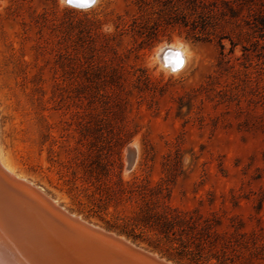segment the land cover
I'll return each instance as SVG.
<instances>
[{
	"label": "rangeland",
	"instance_id": "obj_1",
	"mask_svg": "<svg viewBox=\"0 0 264 264\" xmlns=\"http://www.w3.org/2000/svg\"><path fill=\"white\" fill-rule=\"evenodd\" d=\"M165 45L187 52L181 70L157 60ZM0 158L171 264L177 244L139 212L264 264L223 235L264 239V0H0Z\"/></svg>",
	"mask_w": 264,
	"mask_h": 264
},
{
	"label": "water",
	"instance_id": "obj_2",
	"mask_svg": "<svg viewBox=\"0 0 264 264\" xmlns=\"http://www.w3.org/2000/svg\"><path fill=\"white\" fill-rule=\"evenodd\" d=\"M68 4L89 8L93 2ZM0 260L2 264H170L75 217L1 165Z\"/></svg>",
	"mask_w": 264,
	"mask_h": 264
},
{
	"label": "trees",
	"instance_id": "obj_3",
	"mask_svg": "<svg viewBox=\"0 0 264 264\" xmlns=\"http://www.w3.org/2000/svg\"><path fill=\"white\" fill-rule=\"evenodd\" d=\"M102 205L105 207V203ZM98 207L100 208V206ZM133 223L135 227L151 229L165 237L170 242L175 241L177 246H174L173 244L171 245H173V249L176 253L175 255H168L167 258L176 264H184L181 262L183 258H188L189 261L194 263L204 264H252L249 257H245L243 261L240 262L231 258L224 249H220L219 251H207L206 245L209 242L204 241V239V242L199 239L194 240V238L182 229V224L185 223L184 219L176 220L173 218L164 221L157 216L141 211L137 214ZM223 235L227 237L228 240H234V242H237L240 238L249 239L253 246L252 254L256 257L260 256V258L264 260V239L259 234L255 232L243 233L234 231L224 233Z\"/></svg>",
	"mask_w": 264,
	"mask_h": 264
},
{
	"label": "bare ground",
	"instance_id": "obj_4",
	"mask_svg": "<svg viewBox=\"0 0 264 264\" xmlns=\"http://www.w3.org/2000/svg\"><path fill=\"white\" fill-rule=\"evenodd\" d=\"M87 1H89V0H72L71 3H73V4H75V3H78V4L82 3V4H84ZM90 1L93 2V4H92V6H93L96 0H90ZM64 2L68 3L69 0H64ZM76 8H79V7H76ZM186 53L187 52L185 50H183L182 46H180V45H165V46H162V47H160L158 49L156 55H157V60L160 62V64H161L162 67H165L168 71H179L186 64V56L188 55V54L186 55ZM0 165L7 172H9L10 174H12L13 176L16 177V175L14 174V171L12 170L11 166L4 159H2V158H0ZM21 180H24V179H21ZM24 181H26V180H24ZM26 182H28V181H26ZM54 203L56 204V202H54ZM0 264H2L1 260H0Z\"/></svg>",
	"mask_w": 264,
	"mask_h": 264
},
{
	"label": "snow or ice",
	"instance_id": "obj_5",
	"mask_svg": "<svg viewBox=\"0 0 264 264\" xmlns=\"http://www.w3.org/2000/svg\"><path fill=\"white\" fill-rule=\"evenodd\" d=\"M69 2L71 3V2H72V0H69Z\"/></svg>",
	"mask_w": 264,
	"mask_h": 264
}]
</instances>
